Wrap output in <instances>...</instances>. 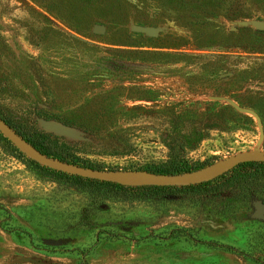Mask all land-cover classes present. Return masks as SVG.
Returning a JSON list of instances; mask_svg holds the SVG:
<instances>
[{
  "label": "rangeland",
  "instance_id": "1",
  "mask_svg": "<svg viewBox=\"0 0 264 264\" xmlns=\"http://www.w3.org/2000/svg\"><path fill=\"white\" fill-rule=\"evenodd\" d=\"M260 23L264 0H0V113L48 105L82 116L95 131L54 120L38 125L120 167L164 156L157 106L220 99L251 115L258 131L205 140L192 155L212 162L264 152L253 109L264 112ZM136 48L170 54H156L136 82L121 77L135 68L122 50ZM218 86L253 108L210 93L192 96ZM152 88L158 101L142 99ZM122 137L133 151L108 155L103 146ZM221 209L200 200L96 196L0 146V264H264V204L237 219Z\"/></svg>",
  "mask_w": 264,
  "mask_h": 264
},
{
  "label": "trees",
  "instance_id": "2",
  "mask_svg": "<svg viewBox=\"0 0 264 264\" xmlns=\"http://www.w3.org/2000/svg\"><path fill=\"white\" fill-rule=\"evenodd\" d=\"M257 31V30H256ZM251 49V48H250ZM122 60L132 61L135 68L129 74L121 77L132 79L136 82L145 80L144 73L148 72L147 66L157 62V57H165L170 54L167 50L152 51L149 49H124ZM127 54V55H126ZM156 54L159 56L156 57ZM144 71V72H143ZM146 71V72H145ZM137 88L143 86L136 84ZM0 84V90H1ZM151 96H143L142 99L158 101L155 94L156 88H152ZM192 96L207 95L210 93L216 97L232 98L238 101L242 107H251L238 100L233 88L218 86L211 92L200 88L192 91ZM262 125L264 145V112L253 108ZM154 115L162 117V126L159 129V139L164 147V156L151 158L142 162H131L128 165L115 167L103 162L93 160L87 156L86 143L70 142L62 137L42 130L39 120H54L64 125L80 128L84 131L93 132V127L86 125L80 120L70 118L66 114L52 109L48 105H32L26 107L24 112L18 116L1 114L0 116L15 131L24 138L36 150L84 167L111 170H142L164 176H175L197 170L210 162V158L194 157L192 153L200 147L205 140L214 137H222L224 140L235 139L240 133H253L258 131L257 121L249 114L242 112L231 103L220 99H181L170 102L164 107L157 106ZM0 146L7 154L23 159L27 164L54 176L70 180L77 187L87 190L96 196H110L120 198H135L139 200L158 198L178 201L212 202L223 208L222 212L231 218L249 217L255 202L264 204V162L247 161L241 162L224 172L194 184L189 185H123L117 182L100 180L96 178L83 177L57 171L37 162L30 160L20 152L6 137L0 133ZM104 151L111 156H125L133 151V144L127 138L112 139ZM214 158V157H213ZM213 244H217L214 243ZM218 247L236 251L234 248L219 244Z\"/></svg>",
  "mask_w": 264,
  "mask_h": 264
},
{
  "label": "water",
  "instance_id": "3",
  "mask_svg": "<svg viewBox=\"0 0 264 264\" xmlns=\"http://www.w3.org/2000/svg\"><path fill=\"white\" fill-rule=\"evenodd\" d=\"M264 26L263 23H260ZM136 31L147 32L153 35L154 32L151 28L145 26H135ZM258 116V114H256ZM259 118V116H258ZM260 123V118H259ZM0 133L6 137L13 145L27 158L33 160L40 164L57 171H62L68 174L79 175L83 177L96 178L100 180H107L112 182H117L123 185H138V184H152V185H189L194 184L203 180L210 179L225 170L241 163L247 161H263L264 162V152L256 150H247L242 152H237L234 154L227 155L223 158L216 159L207 165L185 173L175 176H164L159 174H154L142 170H111V169H95L90 167H84L71 162L61 160L52 156H48L39 150L33 148L28 144L20 134H18L14 128H12L1 116H0ZM119 174H130L139 177L141 180H127L119 178Z\"/></svg>",
  "mask_w": 264,
  "mask_h": 264
},
{
  "label": "bare ground",
  "instance_id": "4",
  "mask_svg": "<svg viewBox=\"0 0 264 264\" xmlns=\"http://www.w3.org/2000/svg\"><path fill=\"white\" fill-rule=\"evenodd\" d=\"M118 177L127 180H141L139 177L130 174H119Z\"/></svg>",
  "mask_w": 264,
  "mask_h": 264
}]
</instances>
